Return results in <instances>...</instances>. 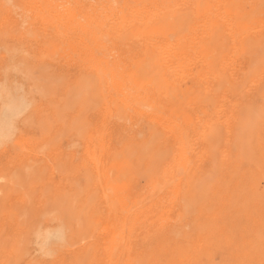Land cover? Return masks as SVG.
<instances>
[{"label":"bare ground","instance_id":"bare-ground-1","mask_svg":"<svg viewBox=\"0 0 264 264\" xmlns=\"http://www.w3.org/2000/svg\"><path fill=\"white\" fill-rule=\"evenodd\" d=\"M259 1L14 0L40 29L41 65L83 80L60 99L81 130L88 190L67 208L79 227L53 264H264ZM20 104L0 112V138ZM24 227L0 207V264L18 263Z\"/></svg>","mask_w":264,"mask_h":264},{"label":"rangeland","instance_id":"rangeland-1","mask_svg":"<svg viewBox=\"0 0 264 264\" xmlns=\"http://www.w3.org/2000/svg\"><path fill=\"white\" fill-rule=\"evenodd\" d=\"M4 1L8 3L5 4L3 0H0V112L6 106L7 101L10 103L15 100L17 103H21L22 111L18 118L15 119L13 128L9 134L0 138L2 139L0 140V189H3L2 192L0 190V207H2L3 211H7L8 214L17 216L19 221L23 222L25 226L19 237L20 241L16 251L18 256L16 259L17 264H53L63 254L62 251L68 243V239H70V230L67 227L74 223H76L73 225L75 229L77 226L79 227L78 218L71 216V212H68L67 208L74 209L76 205L77 207L81 205L82 197L88 190L89 180H87L86 171L83 167L84 142L81 130L73 124L72 116H68V113L63 115V112L67 111V109L60 99L62 93L70 88L71 84L75 83L79 87L83 83V80L75 75L74 69H65V74L68 75L61 77L54 76L55 72H49L43 67L39 59L40 50L38 41L40 40V29L32 28L28 31V26L23 22V15H21L22 11L19 9V6L16 8L14 0ZM207 1L204 0L205 4L208 3ZM254 7L258 9L257 17L255 18V25H258L261 24L260 20L264 19V3L261 5L258 3L254 4ZM14 8L16 9L14 10ZM9 9L14 14L12 12L10 14ZM256 22L259 23L257 24ZM23 29H25V32ZM36 33H38V37ZM31 35L33 38H29ZM263 62L261 70L264 72ZM22 71L23 73H21ZM17 72L19 73L15 74ZM45 73L48 74L46 75ZM32 74L34 77H37L33 80H28V78L33 77ZM26 75H28L27 78ZM50 80L51 82H49ZM43 82H46L45 85L47 86H44ZM33 84L35 85L34 87H32ZM40 94H42L41 97ZM20 132H24L25 135ZM47 134L48 136L50 134V139L44 142ZM22 137L25 138L23 139ZM32 149L39 152L38 160L32 159L35 156L26 152H31ZM25 153L28 154L26 155ZM45 153H51L52 156L46 157ZM44 155L46 158H44ZM67 159L68 162H66ZM48 161L53 166L49 165ZM52 167L56 168L58 172ZM65 175L68 177H65ZM11 179L18 182H13V184ZM15 189L16 192L13 191ZM22 197L29 199V203H34L35 210L33 213L28 214L23 212ZM64 211L67 213H64ZM47 234L48 236L57 234L59 240H62L64 237L67 239L64 238L63 242L57 239L48 240ZM61 236L64 237L62 238ZM57 243L59 244L57 245ZM48 245L50 248L46 247Z\"/></svg>","mask_w":264,"mask_h":264}]
</instances>
